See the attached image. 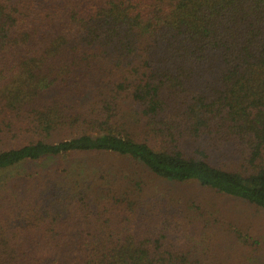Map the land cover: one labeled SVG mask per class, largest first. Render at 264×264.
Returning a JSON list of instances; mask_svg holds the SVG:
<instances>
[{
	"label": "trees",
	"instance_id": "trees-1",
	"mask_svg": "<svg viewBox=\"0 0 264 264\" xmlns=\"http://www.w3.org/2000/svg\"><path fill=\"white\" fill-rule=\"evenodd\" d=\"M104 155L264 216V0H0V264L259 259Z\"/></svg>",
	"mask_w": 264,
	"mask_h": 264
},
{
	"label": "rangeland",
	"instance_id": "rangeland-1",
	"mask_svg": "<svg viewBox=\"0 0 264 264\" xmlns=\"http://www.w3.org/2000/svg\"><path fill=\"white\" fill-rule=\"evenodd\" d=\"M220 158L227 160L225 157V152L221 150L219 152ZM228 159L227 162H229ZM90 164H101V171L109 172L112 176L117 178V180L121 177L125 180L126 173L131 176L133 173L134 176H137L136 173L131 169L130 164L126 161L118 160L111 156H101L100 160H76L78 166H81L85 163ZM84 162V163H82ZM68 162H63L60 164L59 168L62 170L64 166H68ZM53 164L50 163L46 168L52 167ZM74 170V169H72ZM124 173V174H123ZM138 177V176H137ZM10 178L9 174L5 176H0V184L2 180H7ZM127 178V176H126ZM139 178V177H138ZM141 178V179H140ZM139 178L138 182L142 184V188L147 190V195L152 196V201H158L160 199H168V202H171V199L175 200L180 204L182 200L194 201V203H198L199 201H203L206 205V210L210 211L209 215H213L216 219L209 227H211L210 231L214 233V239L217 240V245L221 246L220 254L229 255L237 248L242 252L243 250H247L245 246L240 245L238 241H236L235 237L230 233L233 229L231 227V222L237 224L239 227H243L244 232L248 233L249 236L254 237L258 235V239H260L261 252L256 255L259 256V259L256 260L254 257L255 252H250L247 250V254L249 256H245L244 258L248 261L249 264H255L259 261H264V216L257 215L254 211L248 206H243L237 204L234 201L223 200L210 192H206L204 190H200L194 186L190 185H170V184H162L161 181H158L156 178L146 174L144 172L143 175ZM182 198V200H180ZM201 201V202H202ZM186 204V201H185ZM211 209L218 210V213L212 214ZM230 217L226 220V217ZM218 225V226H217ZM219 232V233H218ZM233 246H236L235 248ZM213 254L215 255V251ZM254 253V254H253ZM253 255V257H251ZM241 257L242 253H241Z\"/></svg>",
	"mask_w": 264,
	"mask_h": 264
}]
</instances>
